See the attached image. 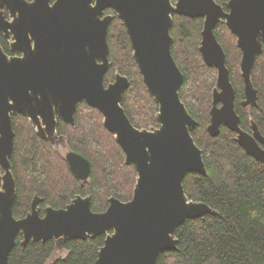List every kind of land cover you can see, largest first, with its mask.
<instances>
[{"label":"water","instance_id":"95a60500","mask_svg":"<svg viewBox=\"0 0 264 264\" xmlns=\"http://www.w3.org/2000/svg\"><path fill=\"white\" fill-rule=\"evenodd\" d=\"M110 9L124 22L144 83L159 105L158 129L140 130L130 121L122 107L130 86L126 76L118 74L105 85L111 66ZM174 15L205 20L200 52L218 71L209 134L217 137L222 127L236 133L238 144L264 166V135L256 123L252 133L241 128L227 55L214 32L224 21L237 37L243 106L258 107L252 75L264 52V0H230L226 7L216 0H0V34L13 40L12 52L21 54L9 56L0 44V264H10L20 233L23 245L53 239L64 245L107 235L94 264H156L161 253L177 250L180 226L215 214L207 204L191 201L184 188L188 174L206 175L207 168L192 136L198 122L180 96L185 76L172 52ZM83 102L102 114L126 164L136 169L132 200L111 198L108 209L96 213L90 197L78 196L65 209L48 207L42 216L36 196L32 211L16 219L13 117H26L38 136L53 144L59 120L74 125ZM66 160L77 179H90L88 159L70 151Z\"/></svg>","mask_w":264,"mask_h":264},{"label":"trees","instance_id":"16d2710c","mask_svg":"<svg viewBox=\"0 0 264 264\" xmlns=\"http://www.w3.org/2000/svg\"><path fill=\"white\" fill-rule=\"evenodd\" d=\"M229 1L216 0L223 7ZM106 14L113 15L114 19L108 33L111 66L105 85L115 82L118 74L126 76L130 86L122 107L130 121L140 130L158 129L159 105L144 83L125 24L114 10H107ZM204 22L200 18L174 15L172 52L185 76L180 96L198 122L192 136L203 151L207 168L206 175L190 173L186 176L185 192L191 201L207 204L215 214L180 226L177 250L161 253L156 264H264V166L238 144L236 133L222 127L221 133L213 138L208 132L218 71L207 66L200 52ZM214 32L227 55L241 128L251 132L256 123L264 135V52L257 57L252 75L258 91V107H244L242 51L237 37L224 21L218 23ZM0 42L9 56L21 55L12 52L10 42L3 36ZM13 128L16 136L11 163L17 186L13 208L16 219H23L32 211L36 196L41 199L42 216L48 207L65 209L78 196L90 197L96 213H104L111 198L125 203L132 200L138 173L126 164L125 153L106 129L102 114L86 102L78 104L74 125L59 120L58 135L67 140L71 151L90 161L91 177L87 181L76 178L66 158L50 141L38 136L26 117L14 116ZM0 173H3L1 166ZM106 239L107 235H101L87 240H69L63 246L67 256L52 261L58 246L56 240L23 245L20 234L9 263L94 264Z\"/></svg>","mask_w":264,"mask_h":264},{"label":"rangeland","instance_id":"374dc122","mask_svg":"<svg viewBox=\"0 0 264 264\" xmlns=\"http://www.w3.org/2000/svg\"><path fill=\"white\" fill-rule=\"evenodd\" d=\"M53 146L55 150L64 158H66L67 154L71 151L68 146L67 140L63 137H56V139H54L53 141ZM63 246L64 245L58 243L57 251L53 256L52 261H55L59 258H65L67 256L68 252L64 249Z\"/></svg>","mask_w":264,"mask_h":264},{"label":"flooded vegetation","instance_id":"af4514ba","mask_svg":"<svg viewBox=\"0 0 264 264\" xmlns=\"http://www.w3.org/2000/svg\"><path fill=\"white\" fill-rule=\"evenodd\" d=\"M1 36H3L8 42H10V46H11V43H12L11 41H12V40H8V39L5 37V35H3V34H0V37H1ZM0 44H1V42H0ZM1 46H2V45H1ZM2 48H3V47H2ZM4 52H5V51H4ZM19 56H21V55H19ZM246 132H247V131H246ZM249 133H252V130H251V132H249ZM58 136H59V135H58ZM0 174H4V172H3V173H0ZM20 234H21V233H20ZM20 234H19V235H20ZM19 235H18V236H19ZM22 236H23V235H22ZM17 238H18V237H17Z\"/></svg>","mask_w":264,"mask_h":264},{"label":"bare ground","instance_id":"6f19581e","mask_svg":"<svg viewBox=\"0 0 264 264\" xmlns=\"http://www.w3.org/2000/svg\"><path fill=\"white\" fill-rule=\"evenodd\" d=\"M185 224V223H184Z\"/></svg>","mask_w":264,"mask_h":264}]
</instances>
